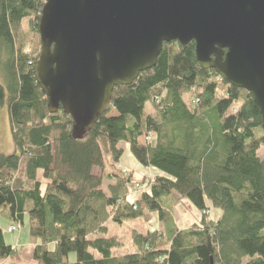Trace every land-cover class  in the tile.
I'll return each mask as SVG.
<instances>
[{
  "label": "trees",
  "instance_id": "trees-1",
  "mask_svg": "<svg viewBox=\"0 0 264 264\" xmlns=\"http://www.w3.org/2000/svg\"><path fill=\"white\" fill-rule=\"evenodd\" d=\"M46 2L0 0V105L16 148L0 153V216L21 229L28 220L32 264H264V130L253 96L200 69L195 42L165 43L156 66L115 88L106 114L75 140L72 118L50 114L34 73ZM25 21L34 34L27 48ZM121 143L158 173L135 201ZM174 194L205 213L200 224L137 234L139 252L120 257L116 242L92 239L109 221L123 225L147 211L169 221ZM210 208L221 212L217 221ZM19 253L0 226V260L19 264Z\"/></svg>",
  "mask_w": 264,
  "mask_h": 264
},
{
  "label": "water",
  "instance_id": "water-1",
  "mask_svg": "<svg viewBox=\"0 0 264 264\" xmlns=\"http://www.w3.org/2000/svg\"><path fill=\"white\" fill-rule=\"evenodd\" d=\"M39 33L37 83L50 114L72 118L75 140L171 42H195L200 69L250 93L264 130V0H47Z\"/></svg>",
  "mask_w": 264,
  "mask_h": 264
},
{
  "label": "rangeland",
  "instance_id": "rangeland-1",
  "mask_svg": "<svg viewBox=\"0 0 264 264\" xmlns=\"http://www.w3.org/2000/svg\"><path fill=\"white\" fill-rule=\"evenodd\" d=\"M23 31L25 38H27L26 48L32 46V39L34 34L28 26V21H25L23 25ZM41 44V41H40ZM41 49V48H40ZM4 61V60H3ZM5 72L4 66H0V84L4 85ZM218 81H223L220 77ZM220 87V96H223L224 88L222 85ZM146 115H154L155 111L152 105L148 104L146 106ZM116 115L115 112L111 114ZM120 148L123 150V155L121 158L120 165L126 170L127 173L133 172L135 176V185H130V197L132 201L137 200L140 196L147 192L150 188L151 183L154 181L155 177L158 175L157 171L152 168H145L138 163V161L133 156L130 147L126 143H121ZM0 153L6 155H12L16 153L15 144L12 138V130L10 124V117L7 107H2L0 105ZM260 156L264 159V151L260 152ZM110 171V169H108ZM100 171H95L94 175H98ZM42 183L45 181L42 179L41 174L38 176ZM111 182H106L105 187L109 186ZM169 205L171 208L170 220L164 222L160 219L159 212L147 211L142 217L125 223L123 225L116 224L112 221L106 223L101 230L94 235L92 239H104L112 240L116 242L113 245L111 251L114 256L120 257L125 255H133L139 252L138 246L135 243V236L137 234H146L150 231H161L167 232L173 228V225L180 230H186L194 225L201 223L202 217L205 213L198 211L187 199H183L177 194L169 198ZM221 215V212L217 209L210 208L207 214V218L213 221H217ZM11 225L9 221L3 219L0 216V226L5 231V240L7 243H11L12 238H15L17 233L9 234L7 232L8 226ZM29 222L26 220L25 226L22 228L21 236V247H23L20 256L16 257V261L19 264H32L29 261L30 250L28 248L30 238H29ZM92 254L98 257V254L92 249L89 250ZM70 262L74 263L77 260L76 254H71ZM31 262V263H30ZM7 264V263H6ZM9 264V263H8Z\"/></svg>",
  "mask_w": 264,
  "mask_h": 264
},
{
  "label": "crops",
  "instance_id": "crops-1",
  "mask_svg": "<svg viewBox=\"0 0 264 264\" xmlns=\"http://www.w3.org/2000/svg\"><path fill=\"white\" fill-rule=\"evenodd\" d=\"M12 225V224H11ZM11 225L8 226V229L11 227ZM7 229V230H8ZM8 232V231H7ZM19 233H17V235L15 236V238H12L11 243H8L9 245L13 246L14 248H17L19 250V255L21 254V251L23 249V247H21V236H22V229L20 231H18ZM28 248L30 250V255H29V261H31V254H32V245L29 242ZM7 261H2L0 260V264H6ZM31 263V262H30Z\"/></svg>",
  "mask_w": 264,
  "mask_h": 264
},
{
  "label": "built area",
  "instance_id": "built-area-1",
  "mask_svg": "<svg viewBox=\"0 0 264 264\" xmlns=\"http://www.w3.org/2000/svg\"><path fill=\"white\" fill-rule=\"evenodd\" d=\"M124 172L127 173L126 171H124ZM19 230H21L20 227L11 226L7 231L9 234H13L15 232H18Z\"/></svg>",
  "mask_w": 264,
  "mask_h": 264
}]
</instances>
